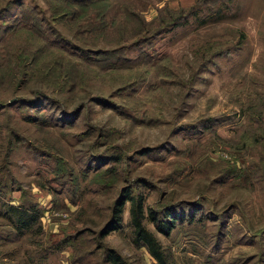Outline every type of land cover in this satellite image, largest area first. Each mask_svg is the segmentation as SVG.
<instances>
[{
    "label": "rangeland",
    "instance_id": "obj_1",
    "mask_svg": "<svg viewBox=\"0 0 264 264\" xmlns=\"http://www.w3.org/2000/svg\"><path fill=\"white\" fill-rule=\"evenodd\" d=\"M124 192L174 264H264V0H0V264H157Z\"/></svg>",
    "mask_w": 264,
    "mask_h": 264
},
{
    "label": "trees",
    "instance_id": "obj_2",
    "mask_svg": "<svg viewBox=\"0 0 264 264\" xmlns=\"http://www.w3.org/2000/svg\"><path fill=\"white\" fill-rule=\"evenodd\" d=\"M7 1L10 2V0ZM124 195L123 199H129L130 201L128 205V223L133 232V241L135 243L143 244L147 251L153 256L157 264H174L171 261L170 254L163 247L154 231L146 227L143 223L145 217L143 198L140 195L137 197L132 196L128 192H124ZM1 204L3 206L0 207V215L4 216L17 231L30 228L39 216V209L34 203H28L25 205L22 203L2 202ZM120 205L121 204L115 206V210L118 211L112 214L114 216L111 217V221H114V223L119 219L117 215L119 214ZM168 226L169 224L166 222V229H164V226H161V231L167 233ZM106 227L107 225L103 228V231ZM107 229L110 228L107 227ZM109 261L113 264H122L120 257L114 253L109 256Z\"/></svg>",
    "mask_w": 264,
    "mask_h": 264
}]
</instances>
